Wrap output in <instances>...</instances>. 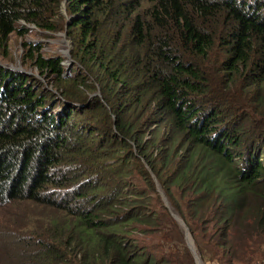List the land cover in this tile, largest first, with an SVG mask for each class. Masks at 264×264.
<instances>
[{
  "label": "trees",
  "instance_id": "16d2710c",
  "mask_svg": "<svg viewBox=\"0 0 264 264\" xmlns=\"http://www.w3.org/2000/svg\"><path fill=\"white\" fill-rule=\"evenodd\" d=\"M61 1L0 0L3 53ZM65 3L57 93L0 65V264H195L149 169L203 264H264V0Z\"/></svg>",
  "mask_w": 264,
  "mask_h": 264
},
{
  "label": "rangeland",
  "instance_id": "374dc122",
  "mask_svg": "<svg viewBox=\"0 0 264 264\" xmlns=\"http://www.w3.org/2000/svg\"><path fill=\"white\" fill-rule=\"evenodd\" d=\"M60 11V10H59ZM67 14V12H66ZM62 19L65 21V18L62 16ZM65 23V22H64ZM66 24V23H65ZM27 27H29V32L24 34L23 36H19L16 34H12L10 39L8 40V49L6 54L3 53V49L0 48V63L5 64L6 66L13 65L15 67H19L24 70V72L29 77V81L33 82L35 85H40L43 89H49L55 93H57V90L55 88V75L49 72L48 70L46 73H41L39 69L32 63V60L27 59V61H22L23 56L26 54L29 43L31 45H35V47H38V52L41 53L43 57H57L61 56L62 64L65 61V50L69 49L70 40L67 38V35L65 39H63L59 33L63 32L65 30H56V32L53 33H46L45 31H42L38 27L32 28L31 24H28ZM63 40L69 41V44L67 45L64 43ZM28 43V44H25ZM73 46V45H72ZM73 48V47H72ZM72 51V50H71ZM70 51V54H71ZM75 64V63H74ZM74 64L69 68L64 66V77L67 76H73L76 73V66ZM15 71H20L15 70ZM23 72V71H22ZM97 91V90H96ZM91 94H89V97H91ZM93 97V96H92ZM41 209V208H39ZM19 213L18 207L14 206H6L0 208V234L3 235L4 230L8 226L9 228L16 226L15 224L18 223L16 213Z\"/></svg>",
  "mask_w": 264,
  "mask_h": 264
},
{
  "label": "water",
  "instance_id": "95a60500",
  "mask_svg": "<svg viewBox=\"0 0 264 264\" xmlns=\"http://www.w3.org/2000/svg\"><path fill=\"white\" fill-rule=\"evenodd\" d=\"M65 2H66V0H62L61 3H60V4H61V6H60V14L65 18V23H66V24H65V30H64L63 32L59 33V35H60L63 39H65V37H66V29H67V27H68V25H69L68 20L70 19V16H68V15L66 14V3H65ZM32 28H36V26H35V25H32ZM63 41H64V43H66L67 45L69 44V41H67V40H66V41L63 40ZM71 50H72V45L70 44L69 49L63 51V52H64V55H65V61H64L63 64H64L65 66L68 67V70H69V68L75 63V62L72 60V58H71V54H70V51H71ZM0 65L3 66V67H5V68H7V69H12V70H18V69H19L20 71H23V72H24L23 69H21V68H19V67L17 68V67H15V66H13V65L6 66V65L3 64V63H0ZM97 95L100 96L99 88H97V91H96V92H94L93 94H91V97H92V96H97ZM89 98H90V97H89ZM83 105H87V103H86V104H83ZM81 106H82V105H81ZM147 168H148V166H147ZM148 169H149V168H148ZM149 172H150L151 177H153V179H154V181H155V183H156L157 192H159L160 196L162 197V200L164 201V204H165V206L167 207V209H168L170 215L173 216V218L175 219V221L177 222V224H178V225L180 226V228L182 229V231H183V235L185 236L186 245H187V247H188L190 253H191V254L193 255V257H194L195 264H203V261H202V259H201V257H200V254H198L197 251H196V247H195L194 239H193L192 235L190 234L189 229H188V227H187L185 221L183 220V218H182L180 215H177V213L173 210V208L171 207L170 202H169L167 196H165L163 190H162L161 187H160L159 182L157 181L156 177H154V175L152 174V172H151L150 169H149Z\"/></svg>",
  "mask_w": 264,
  "mask_h": 264
}]
</instances>
